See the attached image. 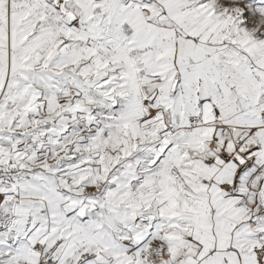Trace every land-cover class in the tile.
<instances>
[{"label":"snow or ice","instance_id":"6c2138e0","mask_svg":"<svg viewBox=\"0 0 264 264\" xmlns=\"http://www.w3.org/2000/svg\"><path fill=\"white\" fill-rule=\"evenodd\" d=\"M0 264H264V0H0Z\"/></svg>","mask_w":264,"mask_h":264}]
</instances>
